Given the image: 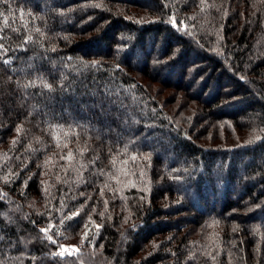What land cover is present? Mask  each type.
Masks as SVG:
<instances>
[{
    "label": "trees",
    "instance_id": "trees-1",
    "mask_svg": "<svg viewBox=\"0 0 264 264\" xmlns=\"http://www.w3.org/2000/svg\"><path fill=\"white\" fill-rule=\"evenodd\" d=\"M0 264H264V0H0Z\"/></svg>",
    "mask_w": 264,
    "mask_h": 264
},
{
    "label": "rangeland",
    "instance_id": "rangeland-1",
    "mask_svg": "<svg viewBox=\"0 0 264 264\" xmlns=\"http://www.w3.org/2000/svg\"><path fill=\"white\" fill-rule=\"evenodd\" d=\"M69 250H70L71 252H74V251H73V248H71V247L69 248Z\"/></svg>",
    "mask_w": 264,
    "mask_h": 264
},
{
    "label": "snow or ice",
    "instance_id": "snow-or-ice-1",
    "mask_svg": "<svg viewBox=\"0 0 264 264\" xmlns=\"http://www.w3.org/2000/svg\"><path fill=\"white\" fill-rule=\"evenodd\" d=\"M42 231H46V230H42Z\"/></svg>",
    "mask_w": 264,
    "mask_h": 264
}]
</instances>
